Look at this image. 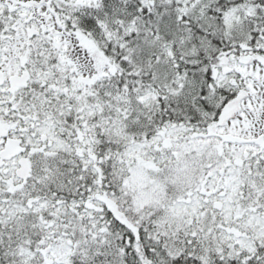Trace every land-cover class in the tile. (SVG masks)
<instances>
[{
	"label": "snow or ice",
	"instance_id": "obj_1",
	"mask_svg": "<svg viewBox=\"0 0 264 264\" xmlns=\"http://www.w3.org/2000/svg\"><path fill=\"white\" fill-rule=\"evenodd\" d=\"M0 264H264V0H0Z\"/></svg>",
	"mask_w": 264,
	"mask_h": 264
}]
</instances>
